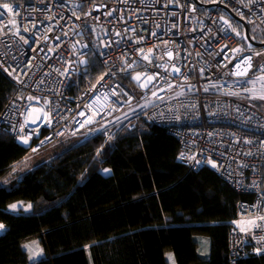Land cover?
<instances>
[{"label":"built area","instance_id":"built-area-1","mask_svg":"<svg viewBox=\"0 0 264 264\" xmlns=\"http://www.w3.org/2000/svg\"><path fill=\"white\" fill-rule=\"evenodd\" d=\"M246 26L264 35V0H0V70L15 88L0 133L38 153L144 117L178 140L181 165L249 197L229 223L230 264L264 257V46ZM91 54L103 75L68 97Z\"/></svg>","mask_w":264,"mask_h":264},{"label":"trees","instance_id":"trees-1","mask_svg":"<svg viewBox=\"0 0 264 264\" xmlns=\"http://www.w3.org/2000/svg\"><path fill=\"white\" fill-rule=\"evenodd\" d=\"M250 35L264 40L255 27ZM88 60L87 73L70 82L68 97L103 75L99 56ZM14 94L0 70V115ZM117 132L111 140L102 133L73 146L60 141L52 160L15 180L32 152L0 133V225L6 228L0 264H169V254L176 264H230L229 223L238 202L249 197L210 167L181 165L178 140L144 117L132 130ZM16 204L30 210L16 211ZM33 240L44 253L35 261L24 248ZM238 264H264V257Z\"/></svg>","mask_w":264,"mask_h":264},{"label":"rangeland","instance_id":"rangeland-1","mask_svg":"<svg viewBox=\"0 0 264 264\" xmlns=\"http://www.w3.org/2000/svg\"><path fill=\"white\" fill-rule=\"evenodd\" d=\"M138 81L141 82V78ZM127 88L133 90V87H131V85L128 86ZM135 100L136 101L132 104V107L130 108L128 114H131L133 112L132 108H136L137 107L138 101H139V97H136ZM127 116L128 115L125 114L124 116L118 118V120L120 122H123V124H127L128 123V120H126ZM118 120H115V119L110 120L106 125H104V127L102 128V130L100 132H98V134H102V133L105 134L106 133L108 135V137L110 138L109 140H111L112 138H115L117 136V134H118L117 131H119V129H120V128H118V129L115 130V128L117 126H121V125H119L117 123ZM92 137L93 136H91V134L89 132V133H87L85 135H82V136H79V137L69 138V139H67V141L65 140V142H63V143L71 144L73 146V145H75L77 143H80L82 141H86V140H88L89 138H92ZM59 145H61V144H54L53 147L47 148V149H45V150H43L41 152H38V153H34L33 152L30 155V157L26 160L24 166L15 173V175L13 176L14 180L18 179V178H22V176H24L26 173L32 171L33 169H35L36 167L40 166L41 164L52 160L58 153L56 151H57V149H58L57 147ZM109 173H110L109 170H104L103 171V174H105V175L109 174ZM23 209H24V211H29L30 210V206L29 207H23ZM14 210L17 211V208H15ZM253 227H254V223L251 222L248 225L247 228L249 230H251ZM24 248L26 250L29 249V251L31 253L32 261H35V260L39 259L40 257H42L44 255L43 249H42V245H41V243H39V241H36V240L28 241L27 243H25Z\"/></svg>","mask_w":264,"mask_h":264},{"label":"water","instance_id":"water-1","mask_svg":"<svg viewBox=\"0 0 264 264\" xmlns=\"http://www.w3.org/2000/svg\"><path fill=\"white\" fill-rule=\"evenodd\" d=\"M235 18L238 19L237 17H235ZM245 29H246V33H247V39L249 40V42L252 45H254L255 47H263L264 46V44H257L253 41V39L251 38L250 29L248 26H246ZM81 67L84 69V73H87L88 67H89V60L87 58L81 60ZM0 226H2V227H0V238H1L3 236V234L6 232V228L3 227V225H0Z\"/></svg>","mask_w":264,"mask_h":264},{"label":"crops","instance_id":"crops-1","mask_svg":"<svg viewBox=\"0 0 264 264\" xmlns=\"http://www.w3.org/2000/svg\"><path fill=\"white\" fill-rule=\"evenodd\" d=\"M106 175H108V174H106ZM15 206H17V208H20V207H24L25 205H22V204H16ZM26 207V206H25ZM27 207H29V206H27ZM40 243V242H39ZM202 246H201V252H203L204 254H207L208 253V251H209V244H208V242H206V241H203L202 242ZM31 254V253H30ZM167 258H168V261H169V264H176V261H175V258H174V256L172 255V254H169L168 256H167Z\"/></svg>","mask_w":264,"mask_h":264},{"label":"snow or ice","instance_id":"snow-or-ice-1","mask_svg":"<svg viewBox=\"0 0 264 264\" xmlns=\"http://www.w3.org/2000/svg\"><path fill=\"white\" fill-rule=\"evenodd\" d=\"M2 7H4V8H6V9H8L9 11H11V10H12V9H11V8H10L8 5H6V4H5V5H2ZM169 55H171V54L169 53ZM176 71H179V70L177 69ZM136 79H137V80H139V79H140V77H139V76H137V77H136ZM149 79H152V77H149ZM262 98H264V97H262ZM24 143H27V140H25V141H24ZM12 207H13V208H15L16 206H15V205H13ZM0 227H2V226H0Z\"/></svg>","mask_w":264,"mask_h":264}]
</instances>
